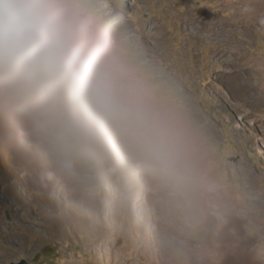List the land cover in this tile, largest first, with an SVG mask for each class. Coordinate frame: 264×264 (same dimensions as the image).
I'll return each mask as SVG.
<instances>
[{"label":"clouds","instance_id":"1","mask_svg":"<svg viewBox=\"0 0 264 264\" xmlns=\"http://www.w3.org/2000/svg\"><path fill=\"white\" fill-rule=\"evenodd\" d=\"M0 152L49 201L205 264L234 216L190 98L114 0H0Z\"/></svg>","mask_w":264,"mask_h":264},{"label":"rangeland","instance_id":"2","mask_svg":"<svg viewBox=\"0 0 264 264\" xmlns=\"http://www.w3.org/2000/svg\"><path fill=\"white\" fill-rule=\"evenodd\" d=\"M114 6L149 64L190 98L207 133L209 168L240 213L211 242L219 255L205 264H264V0ZM22 173L0 152V264H160L141 230L64 210Z\"/></svg>","mask_w":264,"mask_h":264},{"label":"bare ground","instance_id":"3","mask_svg":"<svg viewBox=\"0 0 264 264\" xmlns=\"http://www.w3.org/2000/svg\"><path fill=\"white\" fill-rule=\"evenodd\" d=\"M132 2L133 3H137V2H139V0H132ZM261 3V2H260ZM259 3V4H260ZM258 4V3H257ZM258 4V5H259ZM261 5V4H260ZM263 5V4H262ZM210 37V36H209ZM151 65H153V66H155V63L154 62H152L151 63ZM22 175L24 176V179L26 178V179H29L31 182H33V180L30 178V177H28V176H25L23 173H22ZM34 183V182H33ZM142 237L144 238V239H149L150 237L149 236H147L145 233H144V235H142ZM149 241V240H148ZM153 242V241H152ZM154 243V242H153Z\"/></svg>","mask_w":264,"mask_h":264},{"label":"water","instance_id":"4","mask_svg":"<svg viewBox=\"0 0 264 264\" xmlns=\"http://www.w3.org/2000/svg\"><path fill=\"white\" fill-rule=\"evenodd\" d=\"M10 264H30V262L27 259H21L19 261H13Z\"/></svg>","mask_w":264,"mask_h":264}]
</instances>
